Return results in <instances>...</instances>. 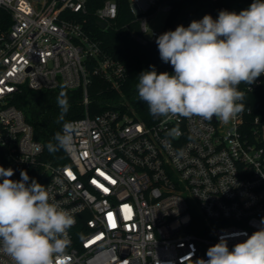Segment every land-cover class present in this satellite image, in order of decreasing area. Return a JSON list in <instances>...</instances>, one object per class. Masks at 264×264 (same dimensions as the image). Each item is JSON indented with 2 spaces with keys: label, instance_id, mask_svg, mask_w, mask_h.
<instances>
[{
  "label": "built area",
  "instance_id": "1",
  "mask_svg": "<svg viewBox=\"0 0 264 264\" xmlns=\"http://www.w3.org/2000/svg\"><path fill=\"white\" fill-rule=\"evenodd\" d=\"M122 1L0 0L12 22L0 32V166L12 168L15 180L26 171L75 216L67 264H197L221 236L237 237L228 240L231 249L264 218V114L252 106L264 75L239 86L245 111L228 124L145 122L129 103L91 116V77L115 88L126 77L88 28L89 8L106 31L118 26ZM126 8L131 19L121 27L141 45L166 28L151 22L173 11L170 0H127ZM61 88L83 89L86 107L85 116L66 121L76 132L65 162L45 156L14 104L24 90ZM172 129L178 134L169 135ZM0 264L12 261L0 252Z\"/></svg>",
  "mask_w": 264,
  "mask_h": 264
},
{
  "label": "clouds",
  "instance_id": "2",
  "mask_svg": "<svg viewBox=\"0 0 264 264\" xmlns=\"http://www.w3.org/2000/svg\"><path fill=\"white\" fill-rule=\"evenodd\" d=\"M162 62L173 72L142 71L136 85L139 99L155 117H199L228 124L245 111V92L264 75V0H253L239 13L221 10L216 19L204 15L187 27L178 25L156 38ZM249 88V87H248ZM60 120L67 113L66 98H58ZM76 129L64 122L48 150L70 151ZM178 134L172 129L169 135ZM14 170L0 166V252L12 264H67L71 239L69 229L76 219L60 207L49 190L24 170L12 179ZM260 227L231 249L228 240L207 249L197 264H264V218Z\"/></svg>",
  "mask_w": 264,
  "mask_h": 264
},
{
  "label": "trees",
  "instance_id": "3",
  "mask_svg": "<svg viewBox=\"0 0 264 264\" xmlns=\"http://www.w3.org/2000/svg\"><path fill=\"white\" fill-rule=\"evenodd\" d=\"M173 8L167 18L163 31L173 30L180 21L187 22V26L193 20H200L208 14L216 19L221 6H226L227 11L239 13L247 9L253 0H170ZM243 3V7L239 5ZM127 0L122 1L121 15L117 19V27L102 31L97 26L94 15V7L89 8L87 19L88 28L92 30L93 36L100 39L102 49L107 54L121 62L125 68V80L115 88L111 83L106 82L100 76H92L88 86L89 104L88 113L93 116L102 113L107 108L120 107L122 103H129L136 111L134 117L145 122H151L155 116L151 115L148 106L141 101L138 96L136 85L138 75L145 70H151L150 66H155L159 72H173L170 64L161 61L156 42L141 45L135 41L129 33L121 26L130 22V14L126 8ZM11 22L10 14L0 8V32L5 31ZM186 26V27H187ZM33 91L24 90L14 99L16 107L22 108V101L26 100ZM35 101L31 105L30 114L24 110L28 121L33 125L35 138L43 144L45 156L57 162H65L63 149L50 152L48 144H55L54 136L61 132L63 123L78 119L86 114V107L83 104V89L67 90L58 89L55 91H39ZM58 98H66L68 103L67 113L64 114L63 121L60 120L61 109L58 106ZM252 106L264 114V84L252 94Z\"/></svg>",
  "mask_w": 264,
  "mask_h": 264
},
{
  "label": "rangeland",
  "instance_id": "4",
  "mask_svg": "<svg viewBox=\"0 0 264 264\" xmlns=\"http://www.w3.org/2000/svg\"><path fill=\"white\" fill-rule=\"evenodd\" d=\"M243 7V3L241 5H239V8ZM168 13H160L156 20L154 19L151 22V26H153L154 28H156L159 31H162L165 28V24L168 18ZM177 25H183V26H187V22L185 21H180L179 23H177ZM36 98V94L33 92L26 100L22 101L21 106L22 108L26 111V113L29 115L30 114V109L31 105L33 104V102L35 101Z\"/></svg>",
  "mask_w": 264,
  "mask_h": 264
},
{
  "label": "water",
  "instance_id": "5",
  "mask_svg": "<svg viewBox=\"0 0 264 264\" xmlns=\"http://www.w3.org/2000/svg\"><path fill=\"white\" fill-rule=\"evenodd\" d=\"M99 25H100V27H102V28L105 27L104 23H101V22H100ZM177 26H178V25H176V26L174 27L173 30H175V28H176Z\"/></svg>",
  "mask_w": 264,
  "mask_h": 264
},
{
  "label": "snow or ice",
  "instance_id": "6",
  "mask_svg": "<svg viewBox=\"0 0 264 264\" xmlns=\"http://www.w3.org/2000/svg\"><path fill=\"white\" fill-rule=\"evenodd\" d=\"M109 216H111V214H109Z\"/></svg>",
  "mask_w": 264,
  "mask_h": 264
}]
</instances>
